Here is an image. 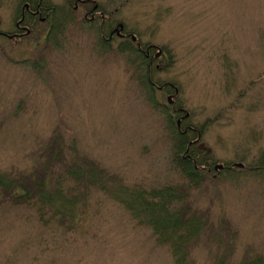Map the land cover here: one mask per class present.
I'll return each mask as SVG.
<instances>
[{
	"label": "rangeland",
	"instance_id": "rangeland-1",
	"mask_svg": "<svg viewBox=\"0 0 264 264\" xmlns=\"http://www.w3.org/2000/svg\"><path fill=\"white\" fill-rule=\"evenodd\" d=\"M46 1L56 4L60 17L72 9L65 0ZM92 1L113 26L123 24L139 42L166 53L153 79L178 88L188 122L203 127L205 155L214 164L244 165L207 172L189 192L191 208L207 219L195 264H221L223 256V264L264 258V168L255 169L264 166V0ZM22 4L0 0V171L39 168L41 177L58 163L52 156L59 145L69 156L74 142L113 175V189L122 183L183 186L160 111L166 96L156 94V105L147 101L127 54L117 50L125 39L99 49L97 24L81 23L84 6L72 11L57 44L43 37L47 23L8 38ZM32 177V183L39 179ZM0 191V264H173L149 228L95 190L85 218L77 216L80 233L40 227L38 212L15 210L10 190ZM75 193L85 202L80 189ZM221 221L227 228L217 236Z\"/></svg>",
	"mask_w": 264,
	"mask_h": 264
},
{
	"label": "trees",
	"instance_id": "trees-1",
	"mask_svg": "<svg viewBox=\"0 0 264 264\" xmlns=\"http://www.w3.org/2000/svg\"><path fill=\"white\" fill-rule=\"evenodd\" d=\"M54 12L59 16V10L55 9ZM59 20L56 16L52 19V37L57 35L58 29L60 30ZM48 41L57 44L55 40ZM117 50L127 54V61L136 72L140 86L146 90L147 74L149 73L152 80L156 72L153 64L150 70L146 71L145 56L128 41L119 43ZM146 99L152 105L158 103L152 94L146 95ZM166 121L171 140L172 167L183 178V186L168 184L143 188L122 183L115 185L113 189V175L89 159L86 154H80L73 142L70 144L69 156L64 153L63 146L59 145L54 152L56 155L52 156L58 163H51L44 168L41 177L38 175V172H41L39 168L33 169L32 172V169L29 172L0 171V190H10L6 194L14 200L15 210L23 208L38 212L36 220L40 227L49 231L65 227L66 231L63 230L70 233H80L82 220L77 216L85 218L87 197L95 190L123 206L133 222L149 228L156 245L168 249L173 264H195L194 248L200 240L206 239L207 219L201 212L191 208L189 192L206 179L208 170L202 166L209 167L212 171L214 162L202 150L196 147L188 148L187 142L191 134L188 136L181 133L174 118H166ZM48 151L46 150V153ZM61 164L64 167L60 171ZM261 168L264 167H255ZM51 170H59V176L53 179ZM32 175L39 179L32 183ZM32 187L36 189L34 192ZM77 189L84 193L85 202H80V198L76 196ZM216 226L217 236L220 230L226 231L227 226L223 221ZM225 258H221V264ZM250 258L240 264H264V258L261 256Z\"/></svg>",
	"mask_w": 264,
	"mask_h": 264
},
{
	"label": "flooded vegetation",
	"instance_id": "flooded-vegetation-1",
	"mask_svg": "<svg viewBox=\"0 0 264 264\" xmlns=\"http://www.w3.org/2000/svg\"><path fill=\"white\" fill-rule=\"evenodd\" d=\"M39 0V3L37 5H30L29 2H27L29 5L28 7H24L22 5L21 11L19 13V18L21 19L20 23L17 24L15 22L16 26V32L14 35L22 38L24 35L28 34L29 32H33L34 30L32 29L33 27L31 26V22L37 20L38 24H46V28L44 30V38L47 41L52 40L54 37L51 36V31H52V26L48 22V14L46 13L47 10L52 9L53 7L50 6L46 0ZM67 6H71L74 13H77L79 9L84 6L86 9V12L83 15V22L87 21H94L98 20L99 21H105L109 20L108 15L105 14V12L101 11V8L99 9V5L94 3L92 0H65ZM41 2V3H40ZM25 4V2L23 3ZM91 8H88L89 5H91ZM66 10L68 12L70 11L68 7H66ZM72 12V13H73ZM103 16V17H102ZM65 20H68V13L66 12V15L62 17ZM108 25L100 29L101 36L104 41L109 42V48L111 47L112 43L114 40L117 39H125L128 38L127 35L128 32L122 28L120 30V33H117L116 27L113 26L111 21H108ZM141 50H143L142 54L146 58V71L150 70L151 65L153 64V69L157 72V70L161 69L162 66L158 64V60L163 59L164 63L167 62V55L164 51H162L161 48H158L157 46L151 45V44H146L145 49H142L141 46H139ZM99 49L105 50V48H101L99 46ZM158 50H161V53L157 55L159 52ZM175 88H177L173 83L171 82H159L155 81L154 79H150L149 73L147 74L146 77V95L152 94L154 97L156 94H164L166 96V104L162 103L161 104V110L163 112V115L165 118H174L177 123V129L181 133H186L188 136L191 134L190 140L187 142L188 148L190 147H196L199 150H202L203 153L207 154L206 151L204 150V145L199 141L201 138V131H203V127H197L194 126L193 123L188 122L190 118V112H188L180 103L177 101V95L178 91L175 92ZM178 90V88H177ZM168 96H171V101L168 100ZM186 113L189 115L185 117ZM169 115V117H168ZM201 128V129H200ZM197 134V136L193 134ZM193 135V136H192ZM211 161V160H210ZM206 168L208 171H211L209 167H205L204 165L202 166ZM227 166H223V169ZM264 167V166H263ZM222 170V169H221Z\"/></svg>",
	"mask_w": 264,
	"mask_h": 264
},
{
	"label": "bare ground",
	"instance_id": "bare-ground-1",
	"mask_svg": "<svg viewBox=\"0 0 264 264\" xmlns=\"http://www.w3.org/2000/svg\"><path fill=\"white\" fill-rule=\"evenodd\" d=\"M29 2V4L30 5H37L38 3H39V0H31V1H28ZM41 2H43V0L41 1ZM40 2V3H41ZM28 4V5H29ZM46 13L48 14V22L51 24V22H52V19H53V17L54 16H56L58 19H60L59 20V28H60V30L58 29V33H57V35H55V37L52 39L53 41L55 40L56 41V43L58 42V40L59 39H61V37H64L65 36V32L66 31H64L67 27V20H65V19H63L62 17H60V16H57L56 15V13L52 10V9H50V10H47L46 11ZM71 15H73V13H72V11L70 10L69 12H68V20H69V18H71L72 16ZM103 17V16H102ZM20 21H21V19L18 17L17 18V20H16V23L17 24H19L20 23ZM107 21L108 20H101V21H99V18H98V20H94L93 22L92 21H90V22H87V21H84L83 22V20H81V23L82 24H84V25H87L88 27H91L92 28V25L93 24H97L96 25V27H97V29H101V28H103V27H105V24H107ZM37 24H38V21L37 20H35V21H33V22H31V26L32 27H34V26H37ZM51 26H52V24H51ZM96 29V28H95ZM98 33H100V31L98 30L97 31ZM97 33V34H98ZM129 35H127V37L128 38H125V40L124 41H128L129 43H131V45L133 46V47H135L136 49H138L140 52H141V54H142V52H143V50H141L140 48H139V45H138V41H137V35L135 34V33H133V32H129L128 33ZM0 35H2V34H0ZM132 35H135L136 36V40L135 41H133L132 40V38H131V36ZM39 37V36H38ZM41 38H42V36H40L39 37V40H41ZM43 39V38H42ZM123 41V42H124ZM98 42H99V46L101 47V48H107V47H109V42H106V41H104L103 40V38H102V36H101V33H100V36H99V38H98Z\"/></svg>",
	"mask_w": 264,
	"mask_h": 264
},
{
	"label": "water",
	"instance_id": "water-1",
	"mask_svg": "<svg viewBox=\"0 0 264 264\" xmlns=\"http://www.w3.org/2000/svg\"><path fill=\"white\" fill-rule=\"evenodd\" d=\"M25 6H27V4H26ZM122 27H123V25H122L121 23L118 24V27H117V32H118V33H119V29H121ZM131 38H132L133 41L136 40V36H135V35H132ZM159 54H160V50H159V52L157 53V55H159ZM174 90H175V92L178 91L177 88H175ZM168 100L171 101V96H168ZM188 115H189V114L186 113L185 117H187ZM234 166H236V167H243V164H242V163H235ZM222 167H223L222 164H216V165L214 166V169H215V170H218V169H221Z\"/></svg>",
	"mask_w": 264,
	"mask_h": 264
}]
</instances>
